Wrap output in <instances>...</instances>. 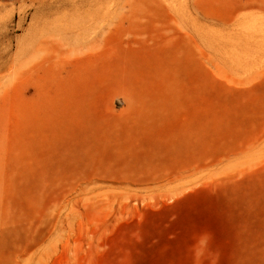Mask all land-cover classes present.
<instances>
[{
	"label": "rangeland",
	"instance_id": "1",
	"mask_svg": "<svg viewBox=\"0 0 264 264\" xmlns=\"http://www.w3.org/2000/svg\"><path fill=\"white\" fill-rule=\"evenodd\" d=\"M93 4L0 0V264H264V0Z\"/></svg>",
	"mask_w": 264,
	"mask_h": 264
},
{
	"label": "bare ground",
	"instance_id": "2",
	"mask_svg": "<svg viewBox=\"0 0 264 264\" xmlns=\"http://www.w3.org/2000/svg\"><path fill=\"white\" fill-rule=\"evenodd\" d=\"M66 1L72 3L75 6V8L78 9V10L80 8H83V12L82 13L84 14V12H85V14H86L85 16H86L87 21L90 20L89 13L91 12V9L93 8V5H94L93 3H95L96 0H66ZM74 26L77 27L79 25L78 24H74ZM83 27L86 28L87 26L83 25ZM89 42H87V43H89ZM1 147L2 146L0 145V149H1ZM21 162H23V164H24L23 159L21 160ZM17 163H18V161H17ZM22 166H25V165H22ZM0 182H1V156H0ZM0 217H1V212H0ZM0 227H1V222H0Z\"/></svg>",
	"mask_w": 264,
	"mask_h": 264
}]
</instances>
